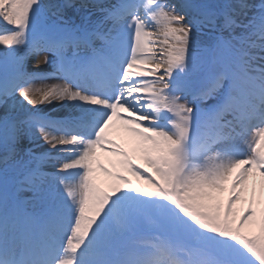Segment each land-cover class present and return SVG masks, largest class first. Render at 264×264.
Segmentation results:
<instances>
[{"label":"snow or ice","instance_id":"snow-or-ice-1","mask_svg":"<svg viewBox=\"0 0 264 264\" xmlns=\"http://www.w3.org/2000/svg\"><path fill=\"white\" fill-rule=\"evenodd\" d=\"M0 264H264V0H0Z\"/></svg>","mask_w":264,"mask_h":264},{"label":"bare ground","instance_id":"bare-ground-1","mask_svg":"<svg viewBox=\"0 0 264 264\" xmlns=\"http://www.w3.org/2000/svg\"><path fill=\"white\" fill-rule=\"evenodd\" d=\"M34 59H40L42 60L43 59V55H41L40 57L38 58H34ZM56 81H48V83H55ZM127 134L126 133H118L116 135H114L112 138L113 139H116L118 141V143H123V141L121 140V136H126ZM102 159H103V154H100ZM115 159V158H113ZM139 162V161H137ZM107 166V164H106ZM97 177H98V183H99V186L101 188H103L104 190H108L109 189V185H110V181H109V178L107 176H105L103 173H99L97 172ZM259 180V178L257 177V181ZM226 187V190L223 194H221V198H226L227 197V185L225 186ZM236 207L238 208H242V209H245L248 205H247V202H246V199L245 200H242L240 202H237Z\"/></svg>","mask_w":264,"mask_h":264},{"label":"rangeland","instance_id":"rangeland-1","mask_svg":"<svg viewBox=\"0 0 264 264\" xmlns=\"http://www.w3.org/2000/svg\"><path fill=\"white\" fill-rule=\"evenodd\" d=\"M37 86H40L39 83L37 84ZM117 143H118V141H117ZM221 199L223 200L224 198H221ZM234 207H235V209L237 210L238 213L244 210V209H242V208H238V207H236V206H234ZM253 234H255V235H259V229L256 228V229L254 230V233H253Z\"/></svg>","mask_w":264,"mask_h":264}]
</instances>
